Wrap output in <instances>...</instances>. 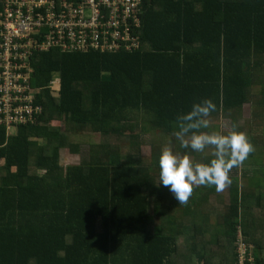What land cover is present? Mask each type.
<instances>
[{
  "label": "trees",
  "instance_id": "1",
  "mask_svg": "<svg viewBox=\"0 0 264 264\" xmlns=\"http://www.w3.org/2000/svg\"><path fill=\"white\" fill-rule=\"evenodd\" d=\"M142 11L133 50L34 52L30 86L42 113L8 132L0 125V264H237L238 230L264 264L255 126L233 128L254 151L240 175V164L229 172V202L210 226L194 215L208 185L193 186L179 204L159 174L105 147L64 170L59 164L60 150L75 147L71 130L105 135L150 123L175 135L180 117L210 100L208 127L186 135L216 134L213 119L251 102L253 68H264V0H142ZM55 74L60 83L49 87ZM191 154L203 164L215 159Z\"/></svg>",
  "mask_w": 264,
  "mask_h": 264
},
{
  "label": "built area",
  "instance_id": "2",
  "mask_svg": "<svg viewBox=\"0 0 264 264\" xmlns=\"http://www.w3.org/2000/svg\"><path fill=\"white\" fill-rule=\"evenodd\" d=\"M5 0L0 10V125L7 132L35 123L42 105L30 86L34 52L133 50L139 45L142 0ZM55 77L49 87L59 85ZM237 264H256L253 247L237 231Z\"/></svg>",
  "mask_w": 264,
  "mask_h": 264
},
{
  "label": "rangeland",
  "instance_id": "3",
  "mask_svg": "<svg viewBox=\"0 0 264 264\" xmlns=\"http://www.w3.org/2000/svg\"><path fill=\"white\" fill-rule=\"evenodd\" d=\"M263 59L264 57H262V63L264 65ZM253 69V78L256 84L253 88L251 102L246 103L240 108L225 110L221 117L213 119V122L216 121L215 123L218 124L215 131L222 135L233 132V128L238 129V127H242L245 130H249L250 126L257 127L259 130L253 136V144L257 142V146L259 147L261 143L258 141L264 135V108L261 105H256L261 102L264 92V85L261 84L264 82V68L255 67ZM142 128L141 124H139L135 126L132 132L125 130L123 132L124 134L121 132H111L105 135L99 133L90 134L89 132L87 134L84 128L71 130L72 132H67L66 134L68 141L75 143V147L65 146L60 150L59 164L64 170L68 165L80 162L81 158L90 159L89 156H86L88 151L100 150L103 147L105 149L110 148V153L116 154L121 159L129 158L134 160L133 164H138L156 175L159 174V169L157 168L159 155L165 149L170 150L178 158H189L194 165L203 164L198 158L192 159V149L190 147H181V143L175 135L163 134L158 127H152L150 123H144ZM61 130L65 132L64 127H61ZM190 137L186 135L185 139L189 140ZM261 150L264 152V149ZM214 151L213 146H206L202 151L194 150V152L202 156L214 155ZM256 153L260 158L262 157L261 159H264V154L261 151H257V148ZM244 162L240 164L241 166L236 172L237 175H240V170ZM233 171L235 170H230V175ZM240 180L236 183H239ZM205 191L208 193V196L201 200V204H196L195 202L194 215L199 223H203V226H210L221 221V213L225 211L224 204L229 202V190L225 187L222 191H217L214 185H208ZM178 211L181 214L180 208H178Z\"/></svg>",
  "mask_w": 264,
  "mask_h": 264
},
{
  "label": "clouds",
  "instance_id": "4",
  "mask_svg": "<svg viewBox=\"0 0 264 264\" xmlns=\"http://www.w3.org/2000/svg\"><path fill=\"white\" fill-rule=\"evenodd\" d=\"M55 77L60 79L55 74L51 80ZM215 108L216 105L210 100L193 104L191 110L180 117L183 123L175 133L181 147L202 151L206 146H213L215 159L206 164L194 165L189 158H178L167 149L159 155V183L168 188L179 204L187 203L193 185H214L217 191H222L232 183L230 170L241 164L248 154L254 151L253 145L242 132L233 131L227 135L192 134L189 140L185 139L190 130L208 127L209 121L206 117L215 111ZM254 257L257 255L254 254Z\"/></svg>",
  "mask_w": 264,
  "mask_h": 264
},
{
  "label": "crops",
  "instance_id": "5",
  "mask_svg": "<svg viewBox=\"0 0 264 264\" xmlns=\"http://www.w3.org/2000/svg\"><path fill=\"white\" fill-rule=\"evenodd\" d=\"M262 85H264V82H262ZM245 104H246V103H245ZM245 104H243V105H245ZM243 105H242V106H243ZM242 106H241V107H242ZM253 142H254V139H253ZM258 142L261 143V146L264 144V135H263L262 137H260V139H259ZM255 143H256V145H257V142H255ZM262 147H263V146H262ZM257 151H261V153L264 154L263 150H261L258 146H257ZM241 181H242V177H241ZM253 252H254L255 255H257V251H255L254 248H253Z\"/></svg>",
  "mask_w": 264,
  "mask_h": 264
}]
</instances>
